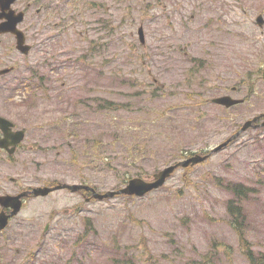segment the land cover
<instances>
[{
	"label": "rangeland",
	"instance_id": "rangeland-1",
	"mask_svg": "<svg viewBox=\"0 0 264 264\" xmlns=\"http://www.w3.org/2000/svg\"><path fill=\"white\" fill-rule=\"evenodd\" d=\"M262 11L264 0H52V29L44 26L30 57L46 75V88L15 93V104L29 94L34 104L10 105L11 117L30 133L26 141L38 142L32 166L37 186L87 180L99 193L115 191L125 186V175L152 179L185 153L209 151L229 131L264 114L258 75L259 67L264 70V24L256 23ZM224 94L245 102L222 111L211 99ZM102 101L111 113L98 112ZM115 124L124 125V133H108ZM87 134L102 140L108 161L83 152L72 160L70 141ZM127 140L131 148L145 147L140 169L128 167L127 158H113ZM82 158L88 167H81ZM16 168L8 165L7 176L16 177ZM219 178L253 189L245 238L254 253L264 254V129L251 128L142 198L87 202L60 190L32 200L0 233V261L198 264L216 242L217 264H250L227 223L228 195ZM82 234L84 243L76 242Z\"/></svg>",
	"mask_w": 264,
	"mask_h": 264
},
{
	"label": "flooded vegetation",
	"instance_id": "flooded-vegetation-1",
	"mask_svg": "<svg viewBox=\"0 0 264 264\" xmlns=\"http://www.w3.org/2000/svg\"><path fill=\"white\" fill-rule=\"evenodd\" d=\"M260 13L264 14V11ZM258 17L256 23L259 26ZM45 25L49 32L52 29V1L0 0V117L2 118H12L10 105L14 104L9 91L45 83L46 79L43 76L46 75L40 73L36 62L30 60L37 51L35 38L45 35ZM18 37L23 41L24 49L18 47ZM263 120L264 118L258 122L261 123ZM258 128L264 129L260 126ZM21 130L25 132V138L17 142L15 140L19 138L18 135L12 132L7 135L6 129L0 127V196H17L29 192L22 201V209H24L32 200L40 198L30 194L35 186L38 187L37 170H33L32 166L38 158L39 145L37 141H25L29 138V131L21 129L14 122L12 131ZM8 165L17 166L16 177L7 176ZM2 212L9 215L12 209L0 205V213Z\"/></svg>",
	"mask_w": 264,
	"mask_h": 264
},
{
	"label": "trees",
	"instance_id": "trees-1",
	"mask_svg": "<svg viewBox=\"0 0 264 264\" xmlns=\"http://www.w3.org/2000/svg\"><path fill=\"white\" fill-rule=\"evenodd\" d=\"M194 60H197V59H194ZM262 71L263 70L261 68H258V75H261ZM247 75H250V74L248 73ZM248 87H250L249 89L251 93H253L254 90L252 87V82H250ZM154 95L157 96L156 93ZM204 102H207V101H204ZM97 110L98 112L103 111L105 114H107V111L110 112V109L107 105V101H102L101 104L99 102ZM222 111H228V109L222 108ZM199 116L200 118H203L202 115L198 114V117ZM123 127L124 125L122 127H119V125L115 124L112 128H110L108 133H115V132L124 133ZM238 129H233L229 131V133L232 132V134H234L235 132L238 131ZM70 142L72 146H69L68 149H71V151L69 152L72 154V160H76V157L79 154H81V152H83L85 157L90 158V160H95V161L101 160L102 162H106L108 161L107 156L111 157L109 152L107 150H103L102 147L100 146L102 142L100 138H92L87 134L80 140H76V142L75 141H70ZM124 144L126 145L125 149L122 150L119 145L118 150L115 153V156L113 158L116 159L117 157V160H119L120 158H127L129 160V165L127 164L128 167L139 168L137 164L140 163L142 159V157H140L139 154L146 151L145 147L136 145L131 148L129 140H127ZM192 154H193L192 152H187L184 158L189 157ZM81 161H83L81 162V167H88V163L84 160V158H82ZM115 168L116 167H114L112 170H114ZM187 170L193 171V168H189ZM81 171H83V169H81ZM131 178L132 176L129 174L125 175L123 177V184L126 185L127 180ZM217 181H218L217 185L221 189L231 194L232 196L225 203L226 213L228 215L227 223L236 232L239 246L243 251V255L245 256L246 261L250 262V264H264V254L263 253L256 254L251 250L250 243L245 238V233H244V228L246 226V220H247L246 213H249L247 210V203L251 199L250 194L253 191V189L251 187H247L241 182H235L233 180L225 181L219 178ZM82 183L92 185L91 182L87 180L82 181ZM86 236H87L86 234H83L80 236V239L85 238ZM215 246H216V242H214L211 245L210 247L211 249L206 254L201 256V259L200 261H198V264H217L218 251L213 250Z\"/></svg>",
	"mask_w": 264,
	"mask_h": 264
},
{
	"label": "water",
	"instance_id": "water-1",
	"mask_svg": "<svg viewBox=\"0 0 264 264\" xmlns=\"http://www.w3.org/2000/svg\"><path fill=\"white\" fill-rule=\"evenodd\" d=\"M257 21L259 23V26H262L264 23L263 18L261 16L258 17ZM138 34H139L141 42L143 43L144 37H145L143 27H140L138 29ZM19 46H20V48H22L21 43ZM263 78H264V73H263ZM212 102L215 104L224 106L226 108H231L233 106H236L238 104L243 103L244 100L243 99H235L229 95H225V96H219V97L213 98ZM261 118H264V114H262L258 117H255L252 120L246 121L242 125L241 129L236 134L232 135L226 141H224L223 143L219 144L217 147L212 149L210 154H208L206 156L196 154V155H194L188 159H185L179 163L167 166L164 169L160 170L159 172L155 173L153 175V179H151V180H146V179H143L140 177L132 178L128 181L127 185L124 188L117 190V191L107 192L105 194H99L87 185H83V184L68 185V184H61V183L52 187V188H49V187L36 188V189H34L33 194L36 197L37 196H47L51 192H55V191L63 190V189H69L73 193L78 192L79 190H86V191L91 190L93 192V198L98 199V200L113 198L116 195L144 197L148 193L164 186L166 184L167 180L174 174V172L178 168H180V167L188 168L190 166H195L199 163L206 161L211 154L219 152L222 149H224L225 147H227L231 142L236 140L242 133L247 131L249 128H251V127L255 128L257 125H253V123L257 122ZM9 126L13 127V124L6 119L0 118V127H2V128L7 127L8 128ZM261 126L264 127V122L261 123ZM8 133H9V129L7 131V134ZM17 133H14V135H17ZM21 134L24 135V132H21L20 135ZM22 139L23 138L20 137V139H18V140L20 141ZM18 140H16V141H18ZM21 197H23V196L0 197V204L7 207V208H12L13 209L12 216H15L19 213V211L21 210V207H22ZM1 217H3V214L1 215ZM7 219H8V217H6V219H3V218L0 219V229H4L6 227Z\"/></svg>",
	"mask_w": 264,
	"mask_h": 264
}]
</instances>
